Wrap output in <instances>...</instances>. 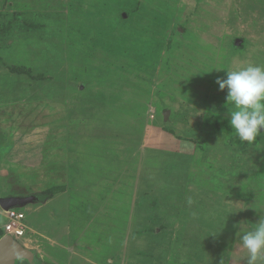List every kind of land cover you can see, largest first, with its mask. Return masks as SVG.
I'll list each match as a JSON object with an SVG mask.
<instances>
[{
  "label": "rangeland",
  "instance_id": "rangeland-1",
  "mask_svg": "<svg viewBox=\"0 0 264 264\" xmlns=\"http://www.w3.org/2000/svg\"><path fill=\"white\" fill-rule=\"evenodd\" d=\"M248 64L264 0H0V199L36 198L33 264H244L264 134L215 81Z\"/></svg>",
  "mask_w": 264,
  "mask_h": 264
},
{
  "label": "clouds",
  "instance_id": "clouds-1",
  "mask_svg": "<svg viewBox=\"0 0 264 264\" xmlns=\"http://www.w3.org/2000/svg\"><path fill=\"white\" fill-rule=\"evenodd\" d=\"M215 82L220 91L227 90L226 106L231 129L240 142L255 143L257 137L264 134V66L248 64L225 70V75L217 77ZM235 235V244L246 252L244 264H264V214L251 230L240 229ZM228 259L224 256L220 264H226Z\"/></svg>",
  "mask_w": 264,
  "mask_h": 264
},
{
  "label": "water",
  "instance_id": "water-1",
  "mask_svg": "<svg viewBox=\"0 0 264 264\" xmlns=\"http://www.w3.org/2000/svg\"><path fill=\"white\" fill-rule=\"evenodd\" d=\"M241 40H237L240 44ZM169 111L165 112L164 118L167 119ZM35 197H5L0 199V208L8 212L11 209H20L33 202ZM35 254L22 245L11 235L6 234L0 239V264H17L18 261L26 260L33 264Z\"/></svg>",
  "mask_w": 264,
  "mask_h": 264
},
{
  "label": "built area",
  "instance_id": "built-area-1",
  "mask_svg": "<svg viewBox=\"0 0 264 264\" xmlns=\"http://www.w3.org/2000/svg\"><path fill=\"white\" fill-rule=\"evenodd\" d=\"M7 217V223L4 232L11 235L15 239H20L25 235L26 217L23 212L18 209H11L8 212L3 211Z\"/></svg>",
  "mask_w": 264,
  "mask_h": 264
},
{
  "label": "trees",
  "instance_id": "trees-1",
  "mask_svg": "<svg viewBox=\"0 0 264 264\" xmlns=\"http://www.w3.org/2000/svg\"><path fill=\"white\" fill-rule=\"evenodd\" d=\"M56 192V191H55ZM40 201H43L44 200V198L42 197V198H38ZM5 233H4V230H0V239L2 238V236L4 235ZM21 262H19V264H20ZM39 264H46V263H43V262H40Z\"/></svg>",
  "mask_w": 264,
  "mask_h": 264
},
{
  "label": "flooded vegetation",
  "instance_id": "flooded-vegetation-1",
  "mask_svg": "<svg viewBox=\"0 0 264 264\" xmlns=\"http://www.w3.org/2000/svg\"><path fill=\"white\" fill-rule=\"evenodd\" d=\"M21 261H22V260H21ZM21 261H18L17 264H19V262H21Z\"/></svg>",
  "mask_w": 264,
  "mask_h": 264
},
{
  "label": "crops",
  "instance_id": "crops-1",
  "mask_svg": "<svg viewBox=\"0 0 264 264\" xmlns=\"http://www.w3.org/2000/svg\"><path fill=\"white\" fill-rule=\"evenodd\" d=\"M4 230V229H3ZM35 257H36V255H35Z\"/></svg>",
  "mask_w": 264,
  "mask_h": 264
}]
</instances>
